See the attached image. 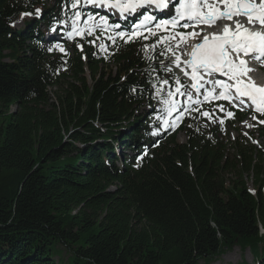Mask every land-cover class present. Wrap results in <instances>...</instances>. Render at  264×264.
<instances>
[{"label":"trees","instance_id":"1","mask_svg":"<svg viewBox=\"0 0 264 264\" xmlns=\"http://www.w3.org/2000/svg\"><path fill=\"white\" fill-rule=\"evenodd\" d=\"M78 1L0 0V264H60L61 251L67 264H210L233 246L264 264V151L238 147L226 182L231 121L201 115L216 105L160 130L154 102L174 85L156 43L166 35L78 37L69 56L48 46Z\"/></svg>","mask_w":264,"mask_h":264},{"label":"snow or ice","instance_id":"2","mask_svg":"<svg viewBox=\"0 0 264 264\" xmlns=\"http://www.w3.org/2000/svg\"><path fill=\"white\" fill-rule=\"evenodd\" d=\"M87 2L100 3L101 6L111 7L120 13L143 15L145 22L157 19L155 11L165 12L168 19L156 24L158 29L163 25L165 31L169 24L176 26L180 20L185 19L193 22L191 25H182L185 28H195L199 24L211 27L218 20L232 21L235 25L234 29L232 25L225 24L220 34L205 33L199 42L192 45V50L187 53L188 59L183 61L181 56L176 55V52L172 50L171 43L176 41V48H179L180 43L186 44L189 38L200 37L203 29L200 32L193 31L187 35L179 34V39L176 34L160 36L156 43L169 45L167 51L172 52L173 57L170 63L181 68L183 74L190 78L191 88L196 92H200L206 84H212L213 87L208 91L205 100H208L209 97L235 100L254 106L255 111L264 113V87L257 86L251 80L248 82L243 80L250 69L247 67V61L241 58L243 54L244 56L251 55L253 59H264V0H220V3L224 5L223 10L219 8L215 0L212 4H209L208 0H177L175 4H173V0H87ZM76 6V3L72 4L73 8ZM149 7H153L155 10L151 16L145 14ZM205 8L208 9L207 13L204 12ZM39 11L40 9H36L37 13ZM234 16L246 17L248 25H257L261 30L254 31L242 25L239 20L233 21ZM149 34L156 36V32L149 31ZM120 35L123 37L124 34ZM137 35L142 34L133 32L125 42L132 41ZM143 38L147 39L148 37L143 36ZM155 46L154 44L151 47L155 48ZM161 64H163L162 61ZM164 70L172 72V69L167 66H164ZM215 74H221L227 77V80L217 79ZM206 77H211V79H206ZM162 83L167 85L168 80H164ZM175 85V90L169 89L168 98L163 101L168 114L179 111V104L183 103L177 101L176 96H186L190 103L193 101L192 92L181 91V88L185 86L181 84L179 77L175 78ZM217 88L221 90L216 92ZM160 91L161 89L157 88V95L160 94ZM195 102L199 103L200 101L196 100ZM220 110L224 111L222 106ZM201 115L209 116V113L202 112ZM228 115L231 116L232 113L229 112Z\"/></svg>","mask_w":264,"mask_h":264},{"label":"rangeland","instance_id":"3","mask_svg":"<svg viewBox=\"0 0 264 264\" xmlns=\"http://www.w3.org/2000/svg\"><path fill=\"white\" fill-rule=\"evenodd\" d=\"M81 4L82 6H84L85 4V6L92 5L93 8L95 9L97 8L95 4L88 3L87 1H84V0H79L77 2V11L79 12H76V14L70 19L69 23L62 24L64 34L59 33V35H57L54 38L55 41L48 43V46H50L51 48H54L58 53H61L67 56L71 55L72 54L71 43L74 38L87 36L90 38L91 40L90 42L92 45H97V46L103 45L104 46L107 40H110V42H112L113 39L117 35L121 36L120 35L121 33H118V30L116 29L118 26L110 25L111 22L113 21V18L111 16L104 18L101 15L95 16L94 14H89L84 17L82 15L84 14V11H82ZM81 11L82 13H80ZM116 12H118L119 16L122 15V13H120L118 10H116ZM96 13L97 12H95V14ZM89 17H91V19H89ZM30 19H31V16L29 15L20 16L12 23V26L14 28H19L20 26L24 24L25 20H30ZM158 23H161V22H158ZM156 24L157 23H154L147 27L135 29L133 31L130 30V31L132 33L133 32H136V33L146 32L148 34H149V31H151V32H156L157 34V32L164 29V27L162 25V27L158 29L156 27ZM170 34L171 35L176 34L179 39V33L171 31ZM150 37L151 35H149L148 39H150ZM153 38L155 37L153 36ZM194 42H195V38H189L188 44L186 47L182 48L181 46H179V48H176V41H174L171 43V48L173 51L176 52V55L181 56V60L183 61L184 59H186L188 50L190 49L191 44H193ZM181 44L183 43H180V45ZM167 58L168 59L166 61V65L172 69V73L174 76V88L172 86L171 90L173 91L175 90V87H176L175 78L179 77L181 84L185 86L184 88H181V91H185V90L190 91L189 89V84L191 83L190 78L185 75H181L180 69L176 70V66L174 65V63H170V61L173 59L172 52L168 54ZM182 67H183V64H182ZM263 72H264V69H261L260 72H258V78L262 77ZM167 92H168V89H166L161 95H159L157 100L154 102V106H155L154 108L162 109L160 118L163 123V127L167 126V128L168 127L175 128L179 120L178 116L181 115V113L183 112L182 110L183 108H185L186 105L195 103L196 100L203 102L202 97L198 96V92H195V94L192 92L193 101L191 103L188 101L186 96H176L175 99L177 101H182L183 103L179 104V111L168 114L166 111V106L163 103V101L168 98ZM48 94L51 100L55 99L54 89L49 88ZM221 106L223 107L224 111L220 110ZM237 107L238 106L232 105V104H220L216 106L215 108H213L212 110L204 111V112L209 113V116H205V118L207 119V123H205V125H207L208 127L209 125L213 124L214 118L216 117L218 120L229 119L231 121L227 123L222 130L223 134H225L229 140L227 151H226L228 164L222 176V178L226 182H231L233 178L237 177L236 175L237 171H236L235 165L237 164V160L240 159L238 147L249 145V144H254V145H257V147H260L262 151H264V129H262V127L264 126H262L261 124L255 123L253 115L248 116L246 115V113L241 122L236 121L233 110L237 109ZM14 109H15V106L10 107L9 112L14 111ZM229 112L232 113L231 116L228 115ZM6 120L7 119L5 117L0 115L1 124H5ZM165 121H167V124H165ZM160 130L162 131L161 127H160ZM238 136H240V142L233 143L232 141L237 139ZM178 140L179 142H185V136L182 133L179 134ZM119 152H120V155L122 153H129L128 150L126 149H120ZM243 178L247 180L249 188L251 189L252 183H251L250 177L244 175ZM68 255L69 254L65 253L64 251H61L59 255L54 256V260L56 262H59L60 264H67ZM242 261H245L248 264H254V258L252 256V253L249 251V249L241 250L238 246H233L231 249H227L224 252H222L220 255L215 257L210 264H237Z\"/></svg>","mask_w":264,"mask_h":264},{"label":"bare ground","instance_id":"4","mask_svg":"<svg viewBox=\"0 0 264 264\" xmlns=\"http://www.w3.org/2000/svg\"><path fill=\"white\" fill-rule=\"evenodd\" d=\"M213 1V0H212ZM209 4H211V3H209ZM216 4H218V6H223V4L222 3H220V0H219V2H216ZM222 8V7H221ZM204 12L205 13H207L208 12V9L207 8H205L204 9ZM123 16V14L120 16V17H122ZM235 20H239V22L242 24V25H244L245 27H249L251 30H254V31H259V30H261L260 29V27L259 26H257V25H248L247 23H246V19L245 18H243L242 16H240V17H233V21H235ZM225 24H230V25H232V27H233V29L235 28V25L233 24V22L232 21H228V20H218L213 26H211V27H209L208 25H205V24H199V25H197L196 27H195V29H194V31H196V32H200L201 31V29H203L204 31L201 33V37L205 34V33H217V34H220V33H222V31H223V26L225 25ZM194 44V43H193ZM191 51V47H190V49L188 50V52H190ZM249 56H251V55H249ZM261 74V73H260ZM250 75H254V76H256L257 77V79L254 81V83L257 85V86H259V87H264V83L263 82H261L262 81V77L261 78H258V73H248L247 74V77L248 76H250ZM245 80H247L246 78H245Z\"/></svg>","mask_w":264,"mask_h":264}]
</instances>
